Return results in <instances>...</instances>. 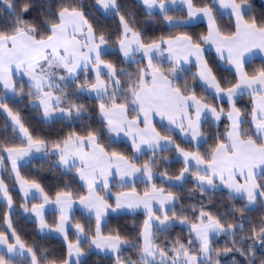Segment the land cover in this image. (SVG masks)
I'll use <instances>...</instances> for the list:
<instances>
[{"label":"snow or ice","instance_id":"snow-or-ice-1","mask_svg":"<svg viewBox=\"0 0 264 264\" xmlns=\"http://www.w3.org/2000/svg\"><path fill=\"white\" fill-rule=\"evenodd\" d=\"M180 3L187 7L189 20L197 17L206 18L208 21L207 33L198 38L188 34H180L165 38L160 36L156 39L147 40L142 32L137 30L130 22L126 14H122L118 0H95V5L103 9L104 13H111L118 17L120 34L117 45L123 57L132 60L136 53H141L147 59V65L137 70L136 79L130 82L127 94H122L123 102H117V92L121 88V75H127L122 69L111 62L102 59L107 54L108 37L103 31L97 30L88 19L80 3L49 5L44 7L43 0H0L9 10L10 20H0V85L7 92H17L14 81L15 75L26 76L29 82L30 97H35L39 106L43 108V115L47 118L54 112L62 116L79 117L84 108L82 105L68 104L61 107L63 95H54L52 89L63 93V89L56 83L78 80V73H87L90 69L95 70L96 82L89 84L87 80L83 84H77L81 91L90 90L96 93L101 100L99 113L101 122L106 126L109 133H120L129 136L132 147L136 152L141 151L142 145H147L153 152L157 148L166 150L169 145L175 147L177 153L183 157L185 167L175 176H167L162 173L161 177L167 176L169 180L183 181L186 174L195 177L196 187L201 193L209 189H216L223 185L229 190L231 198H246L247 204L239 209L241 213L254 205L258 200L264 202V180L258 182L257 177H264V68L251 74L245 71L246 57L254 56L257 52L264 53V18L257 20L249 15L250 7L246 0H211V3L196 7L193 0H142L143 5L151 13L158 7L163 13L164 20L173 27L176 21L168 15V4ZM229 9L230 15L235 17V30L224 33L217 26L214 10L216 6ZM54 9V10H53ZM41 11L43 16H38L39 24L29 22L26 15L32 11ZM214 45L220 60L225 61L235 69L237 82L228 87H222L204 59L202 45ZM168 53V59L173 62V67L168 72L163 71L154 60ZM195 58V66L198 72L194 78H198L209 89H214L218 99L224 97L232 105L227 113L230 121L224 138L212 148L207 156H202L198 151L190 152L181 148L170 136L161 135L152 124V117L158 115L162 120L167 119L169 125H175L182 133H191L193 140L200 133L202 119H207L210 114L219 121L224 113L198 99L195 91L189 87L181 88L174 83L176 66L183 61L190 63ZM107 69L108 80H101V71ZM63 73V74H61ZM109 86L113 91L108 92ZM47 89V90H46ZM247 92L253 100L250 124L254 127L245 130L244 125L249 123L241 118L240 109L236 108L234 97ZM21 95H24L21 89ZM107 96L108 102H104ZM131 97L130 99L128 97ZM5 96L0 95V109H3L11 117L14 126L13 131L21 133L26 142L23 147H4L0 152L7 153V159L11 161L12 172L20 184V189L25 197L35 189L42 197V203L32 204L31 209L27 204L21 205L25 212L31 211L39 222L41 232H56L63 236L67 244L66 254L62 258L47 261V264H83L81 257L85 255L81 246L87 243L89 248L95 247L101 251H110L116 254V264H213L212 249L210 247V234L231 233L235 228L242 225L221 223L220 218L199 209L196 221L189 224L190 235L194 233V240L199 242L198 253L190 247L194 241H188L189 246L176 240L172 249L167 245L161 247L155 243L156 231H167L177 220L181 224L188 223V218L177 214L174 210L176 197L169 192L164 194V189H158L152 184L150 190L142 195L136 192H121L115 196V207L108 203L109 193L104 196L98 194L99 190L109 187L108 177L118 174L122 180L134 177L136 173L151 181L154 178V160L137 166L128 157L106 150L100 143L99 133L89 131L86 136L75 132L57 141H48L34 137L25 127L21 116L4 102ZM129 110L135 115L129 118ZM194 112V115H193ZM143 117V119H141ZM187 122V123H186ZM141 124L143 127H141ZM170 130V129H169ZM51 145V154L58 157L54 167L63 168L64 174L68 175L75 170L76 176L87 186V195L79 196V203L89 211L95 213V232L90 240L81 239L86 237L84 227L77 223L75 242L68 240L67 229L70 225L69 213L74 203L71 191H59L55 199H51L39 183L35 180L28 181L20 176L18 161L30 156L33 151L48 154ZM5 157L0 156V164ZM195 162V171L190 172ZM100 180L99 186L97 180ZM219 180L218 185L216 181ZM242 181V182H241ZM67 188V185L65 186ZM0 193L7 199L9 210L12 209V198L3 179H0ZM33 199L36 194L32 193ZM153 201L159 203L160 208L154 210ZM55 205L59 211V220L55 226H50L44 219L45 206ZM172 204L173 208L167 205ZM143 205L147 219L136 240L122 237L117 231L105 235L101 231V221L107 211L113 212L119 209H137ZM155 211H162L163 218L155 215ZM171 211V216H169ZM192 211H196L193 207ZM198 221V222H197ZM5 223L11 229V242L6 232H0V245L6 247V253L0 254V264H14L12 259L6 258L9 254L30 256V264H41L42 257L38 258L37 250L28 246L16 233L11 219L6 215ZM255 244L257 241L264 245V226L257 231L252 230L248 237ZM142 240V244L137 241ZM224 249L225 252L239 251L241 255H247L252 246L248 248ZM125 246L137 248L139 259H121V253ZM172 255H169V252ZM201 254L204 259H201ZM215 264H219L216 260ZM250 264L255 261L250 258ZM264 264V261H262Z\"/></svg>","mask_w":264,"mask_h":264},{"label":"trees","instance_id":"trees-1","mask_svg":"<svg viewBox=\"0 0 264 264\" xmlns=\"http://www.w3.org/2000/svg\"><path fill=\"white\" fill-rule=\"evenodd\" d=\"M44 7L49 5H59L61 3H80L83 5L86 16L97 28L98 32L103 31L108 37V45L110 50L107 54L102 56L107 62L114 64L117 69H122L127 75H121V88L117 92V102H123L122 94H127L130 82L136 79L137 70L147 65V61L139 59L137 61H127L124 59L122 53L119 51L117 45V38L120 34V25L117 16L110 14H104L100 12L95 5V0H43ZM239 2V0H238ZM19 3V0H16ZM120 10L122 14H126L133 26L140 30L145 39H156L160 36L165 38L169 36H176L180 34H188L193 38H198L200 35L206 34L208 25L206 22H198L185 25H176L175 27L169 25L164 20L163 13L149 12L140 0H118ZM211 3V0H193V4L196 7L204 6ZM247 5L250 7L248 17L255 16L257 20L264 18V0H246ZM54 10V9H53ZM168 15L175 18L187 17V8L179 7L176 9L168 10ZM216 16L217 26L222 32L228 33L235 30L234 18L226 14L219 8L218 4L216 10H214ZM43 16L41 11H32L26 15V19L29 22H35L39 24L37 17ZM9 10L3 3H0V20H10ZM203 46V45H202ZM206 60L209 66L212 68L213 73L216 75L217 80L221 83L222 87H228L230 84L237 82L235 71L223 64V62L216 56L215 52L209 49L204 50ZM154 63L158 64L163 71L168 72L173 67L171 62L154 60ZM245 71L249 74L264 68L263 58H253L245 63ZM176 73L174 77V83L181 86V88L189 87L194 90L197 98L202 101L213 105L215 107H221L227 109L230 105L225 101H219L198 78H194V74L197 73V69L193 66L191 68L176 67ZM87 80L89 84H93L95 77L91 72L83 73L78 80L71 81L63 87V100L61 106L65 107L68 104L82 105L84 108L83 113L77 117L75 113L70 118H57L53 120H47L42 110L33 104L36 99L34 96L27 95L29 91V84L24 80H16L17 92L12 97H5L4 102L12 109V111L18 112L21 116L22 122L29 132L34 137H39L48 141H57L66 137L69 133L75 132L79 135L86 136L89 131H97L99 133V140L102 145L105 146L109 152L115 151L126 157H128L136 165L141 166L146 162L154 160L153 172L156 177L153 181L138 180L131 184L118 185L112 184L110 187L108 202L110 204L115 203V195L123 190H135L139 193H144L146 190H150L152 184H155L157 188L164 189V192H171L176 197V203L174 210L177 214L186 216L188 223L181 224L177 220L167 231H156L155 243L161 247L167 245L168 249H172L173 243L176 240L182 241L185 246H189L188 241L193 239L194 243L190 246L199 251V242L194 240V233L190 235L189 224L196 221L199 209L204 208L205 211L210 212L213 216L220 218L221 223L227 226L228 224L242 225V227L235 228L231 233H220L213 236L210 240V247L212 249V261L218 260L219 264H250V258L255 261V264H262L264 261V245H261L258 241L254 244L252 239H248L252 235V230L255 228L257 231L260 227L264 226V202L258 200L255 205L248 206V209L243 213L239 209L244 208L247 204L246 198L241 199L239 197L233 199L229 195V191L225 188L209 189L208 191L201 193L196 187L195 177L191 174L185 178L181 184H173L167 182L164 178L167 176L175 177L185 167L184 162L177 156L175 147L167 148L166 150H153L137 153L132 145L124 140H112L110 133L107 131L105 125L102 124L99 104L101 100L99 98L91 97L83 91L75 89L79 82L83 84ZM21 89L24 95H21ZM113 91L110 90L109 93ZM0 95H3V89L0 85ZM131 98L130 96L128 97ZM104 102H108L107 96L104 97ZM235 105L241 110L244 120L249 123L245 124V130L253 127L250 124L251 121V109L252 103L250 102V96L248 94L241 95ZM131 116H134L131 110H129ZM230 121L227 117H224L221 121L216 122L212 118L204 120L202 125V134L204 141L196 145L192 141L182 139L175 131L168 126L156 122V128L159 132L165 136L172 137L176 143L186 150L192 152H199L202 156H207L216 143L220 139L224 138L226 129L229 127ZM15 126L9 120L3 109H0V148L4 147H22L26 145L24 138L18 133L13 131ZM170 129V130H169ZM51 148V145H49ZM0 156H5V152H0ZM56 156L36 157L31 159L28 163L20 167V175L25 180H35L39 183L44 191L51 199H55L56 193L59 191H71L74 199H79V196L87 195L88 191L85 186L82 185L79 178L76 176L75 170L72 173L65 175L63 168L54 167ZM3 180L7 185L8 191L13 201V208L9 210L7 202L0 197V232H6L9 235L10 242L11 229H8L5 223L6 215L11 219L12 226L16 233L20 236L28 246L37 250L38 258L42 257L41 264H47V261L62 258L66 254L67 244L60 237L43 234L38 230V224L36 220L28 216V212H25L21 205L32 204L39 202L36 199L31 202H26L20 190L16 186V180L12 176V170L8 159L5 157L3 160ZM195 168L192 167L190 172H194ZM162 173H167V176L161 177ZM258 182L264 180V177H257ZM67 185V188L65 187ZM100 192L105 195L104 190ZM196 211H192V208ZM171 216V211H169ZM158 215L163 217V213L158 211ZM148 217L145 213H125V214H112L109 215L107 220L103 223L102 233L105 235L109 233L119 232L122 237H126L129 240H136L143 227V222ZM59 220V213L49 212L46 214V221L50 226H55ZM198 222V221H197ZM81 224L87 236L84 239L90 240L95 232V217L88 213L76 209L71 217V228L69 230V240L75 242L76 229L75 224ZM236 241V248H248L251 250L247 255H241L239 251L225 252L226 248H233V241ZM138 244H142V240L137 241ZM86 253V257L81 260L83 264H116V255H103L92 248H89L87 243L81 245ZM5 250H0V254H5ZM173 253L170 251L169 255ZM202 256V254H201ZM6 258L12 259L14 264H30V257L27 255H11ZM121 259L137 261L139 259V253L137 248L125 246ZM204 259V257L202 258ZM207 264V261H205Z\"/></svg>","mask_w":264,"mask_h":264},{"label":"crops","instance_id":"crops-1","mask_svg":"<svg viewBox=\"0 0 264 264\" xmlns=\"http://www.w3.org/2000/svg\"><path fill=\"white\" fill-rule=\"evenodd\" d=\"M141 2H142V0H140ZM143 4V3H142ZM181 4L178 2V3H176V4H171V3H169L168 4V9L170 10V9H176V8H179V7H182V6H180ZM185 7H186V5H184ZM98 7V6H97ZM144 7L146 8V6L144 5ZM187 8V7H186ZM98 9L100 10V12H102V13H104V11H103V9H101V8H99L98 7ZM147 9V8H146ZM222 9V8H221ZM148 10V9H147ZM149 11V10H148ZM222 11L223 12H225L226 14H229L230 15V10L229 9H222ZM151 12H159V13H161L160 12V10H159V8L158 7H156V8H154V9H152L151 10ZM104 14H110V13H104ZM232 16V15H231ZM233 18H234V22H235V17L234 16H232ZM174 21H176L177 23H176V25H185V24H192V23H198V22H206L207 23V25H208V21H207V19L206 18H203V17H197V18H195V19H192V20H189L188 19V17L186 18H175L174 19ZM168 23V22H167ZM169 24V23H168ZM172 26V25H171ZM203 48H204V50L205 49H209V50H212V51H214L215 52V54H216V56L219 58V56H218V54L216 53V50H215V46L214 45H210V44H207V45H203L202 46ZM110 50V47H109V45H107V52ZM123 55V54H122ZM256 57H259V58H263L264 59V53H259V52H257L254 56H249V57H246V62L247 61H249V60H251V59H253V58H256ZM125 59V58H124ZM139 59H144V60H146L147 61V59H145V58H143L142 57V55H141V53H136L135 54V57H134V59H132V60H128V59H125V60H127V61H137V60H139ZM204 59L206 60V57H205V54H204ZM156 60H164V61H167V62H171L172 64H173V62L171 61V60H169L168 59V53L167 52H164V54L162 55V56H158L157 57V59ZM191 61L192 62H190V63H184L183 61H181L176 67L177 68H180V67H185V68H191V67H195L196 69H197V72H198V68L195 66V58L194 57H192L191 58ZM222 62H223V64L225 65V66H227V67H230V68H232L234 71H235V69H234V67L233 66H231V65H229V64H227L225 61H223V60H221ZM88 72H91L92 74H93V76L95 77V81H94V83L96 82V73H95V70H92V69H90ZM106 72H107V69H103V67H102V71H101V80H104V81H107L108 80V76L106 75ZM83 73H85V72H79L78 73V77H80ZM63 74V73H62ZM175 75H177V73H175ZM14 78H16V75L14 76ZM202 82V81H201ZM202 84H203V82H202ZM204 85V84H203ZM2 86V85H1ZM206 88H207V86L206 85H204ZM2 89H3V86H2ZM214 96H215V91H214V89H209V88H207ZM47 90V89H46ZM110 90H112V87L111 86H109V88H108V92L110 91ZM53 91V90H52ZM83 92H85L86 94H88V95H90L91 97H94V98H98L97 96H96V93L95 92H92V91H90V90H83ZM53 93H54V95H59V93L58 92H54L53 91ZM244 94H248L247 92H245ZM243 94V95H244ZM15 95V93H13V92H10V91H5L4 89H3V96H5V97H12V96H14ZM249 95V94H248ZM241 95H239V96H236V97H234V102L236 103V100L240 97ZM250 96V95H249ZM216 97V96H215ZM199 99V98H198ZM218 99V98H217ZM219 101H225V102H227L230 106L227 108V109H223L224 110V113H223V115L221 116V118H220V120L219 121H221L224 117H227V113L231 110V107H232V105L227 101V98L226 97H224V98H222V99H218ZM250 102L252 103V106H253V100H252V97L250 96ZM206 103V102H205ZM33 104L35 105V106H37V107H39L41 110H42V112H43V108L41 107V106H39V102H38V100H34L33 101ZM208 104V103H207ZM208 105H210V104H208ZM61 106V105H60ZM210 106H213V105H210ZM236 106V105H235ZM213 107H215V106H213ZM218 110L221 108V107H216ZM236 108H238L237 106H236ZM239 109V108H238ZM5 112V111H4ZM240 112H241V110H240ZM5 114L8 116V113L7 112H5ZM128 115H129V118H131V117H133V116H131L130 115V113H128ZM193 115H194V112H193ZM45 117V116H44ZM70 118V117H67V116H62L59 112H54L50 117H45L47 120H53V119H57V118ZM8 118H9V120L12 122V120H11V117H9L8 116ZM208 118H212L213 120H215V118L214 117H212L210 114L208 115ZM241 118L242 119H244V116H243V114H242V112H241ZM141 119H143V117H141ZM204 120L205 119H202V122H201V125H200V133H201V135L197 138V139H195V140H193L192 142H194L196 145H199V144H201L203 141H204V136H203V134H202V125H203V122H204ZM216 121V120H215ZM219 121H216V122H219ZM152 124L155 126V128H156V122H158V123H161V124H164V125H166V126H170V128L173 130V131H178L179 133H177L178 135L180 134L181 136L180 137H185L186 138V140L187 141H191V133L190 132H188L187 134L186 133H182L181 131H180V129L178 128V127H176L175 125H169L168 124V121H167V119L165 118V119H161L158 115H156V116H153L152 117ZM187 123V122H186ZM13 124V123H12ZM15 127H17V126H15ZM141 127H143V125L141 124ZM254 127V126H253ZM18 131V130H17ZM156 131H158L159 132V130L156 128ZM19 133V132H18ZM160 133V132H159ZM22 137H23V135L21 134V133H19ZM161 134V133H160ZM112 135L115 137V138H117V140H124V141H126V142H128V143H130L131 145H132V141H131V138L129 137V136H126V135H124V133H120V135H116L115 133H112ZM161 135H163V134H161ZM165 136V135H164ZM182 137V138H183ZM24 138V137H23ZM171 139L173 140V141H175L172 137H171ZM190 139V140H189ZM175 144H176V142H175ZM24 146H26V145H24ZM23 147V146H22ZM171 147H174V146H172V145H169L168 146V148H171ZM152 149H150V148H148V146L147 145H142L141 146V151L140 152H137V153H142V152H145V151H151ZM156 150H160V148H157ZM186 150V149H185ZM186 151H189V150H186ZM190 152H192V151H190ZM1 155V154H0ZM5 155H6V158H7V153L5 152ZM52 154H51V148H49L48 149V154L46 155L44 152H39V153H37V152H35V151H33V153L30 155V156H28V157H24L23 159H21V160H19L18 161V170H19V173H20V167L22 166V165H24V164H26V163H28L31 159H33V158H36V157H46V156H51ZM177 155H179L178 153H177ZM180 159H182L183 160V157L182 156H178ZM58 158V157H57ZM8 162H9V164H10V167H11V169H12V166H11V161L8 159ZM192 164H193V167L195 168V162L193 161L192 162ZM138 166V165H137ZM3 167H4V163H2V164H0V179H3V177H2V175H3ZM139 167V166H138ZM154 173V172H153ZM12 174H14V178H15V180H16V186H18V189L20 190V192H21V195H22V197H23V199L26 201V202H31V201H34V200H36V199H38V200H40L39 202L37 201V202H34V203H32V204H39V203H42V197H40V194L38 193V192H36V190L35 189H33L30 193H29V195L27 196V197H25V195H24V193L21 191V189H20V184H19V182L17 181V179H16V175H15V173L14 172H12ZM21 176V175H20ZM188 176V174H186V177ZM156 177V175H155V173H154V178ZM185 177V178H186ZM153 178V179H154ZM166 178V177H165ZM153 179L151 180V181H153ZM138 180H146V181H148L147 180V178L145 177V176H143L142 175V173H136V175L134 176V177H130V178H126L125 180H122L121 179V177L118 175V174H115V175H112V176H109L108 177V181H109V187H108V189H105L104 190V192H106V193H109L110 192V187H111V185L112 184H118V185H125V184H131V183H134V182H136V181H138ZM165 180H167V181H169L170 183H173V184H181V183H183L184 182V180L183 181H176V180H169L168 178H166ZM4 181V180H3ZM150 181V182H151ZM81 183H82V185L83 186H85L86 188H87V186L82 182V181H80ZM242 182V181H241ZM5 183V182H4ZM216 183L219 185L220 184V182H219V180H217L216 181ZM99 184H100V180L98 179L97 180V185L99 186ZM5 185H6V183H5ZM7 186V185H6ZM42 187V186H41ZM218 188H225V189H227L226 187H224L223 185H220ZM158 189H160V188H158ZM228 190V189H227ZM132 190H123V191H121V192H131ZM229 191V190H228ZM45 192V191H44ZM121 192H119V193H121ZM137 192V191H136ZM8 193H9V191H8ZM32 193H35L36 194V199H33V197H32ZM46 193V192H45ZM139 193V192H138ZM98 194L99 195H101V196H104L101 192H100V190L98 191ZM118 194V193H117ZM141 195L143 194V193H140ZM164 194L165 195H167L168 193L167 192H164ZM9 195H10V193H9ZM11 196V195H10ZM116 196V195H115ZM0 197H1V199H3V200H5L6 202H7V199L3 196V194L2 193H0ZM54 200V199H53ZM13 202V201H12ZM116 202V201H115ZM109 203V202H108ZM175 203H176V200H175ZM32 204H29V206H30V208H31V206H32ZM110 204V203H109ZM112 205V204H111ZM175 205V204H174ZM255 205V204H254ZM113 207H115V203L112 205ZM14 206H13V204H12V208H13ZM167 207L168 208H173V205L172 204H168L167 205ZM153 208H154V210H156V209H159L160 208V205H159V203L158 202H156V201H153ZM76 209H80V210H82V211H84V212H86V213H88L89 215H92V216H94L95 217V213H94V210H92V211H89L88 209H85L80 203H79V199H74V203H73V206H72V209H71V211H70V213H69V216H70V225H69V227H68V229H67V235H68V233H69V230H70V228H71V217H72V215H73V213L76 211ZM57 212V213H59V211L56 209V206L55 205H52V204H49V205H46L45 206V213H44V219H45V221H46V214L47 213H49V212ZM137 212H142V213H145L146 214V210L144 209V207H143V205H141L139 208H137V209H128V208H124V209H119V210H117V211H115V212H113L111 209H109L108 211H107V213H106V215L104 216V218L102 219V221H101V231H102V226H103V223L107 220V218L109 217V215H112V214H115V215H117V214H125V213H137ZM162 212V211H161ZM34 214V213H33ZM35 215V214H34ZM155 215H157V216H159L158 215V211H155ZM36 217V216H35ZM161 217V216H160ZM163 217H161V219H162ZM36 219H37V217H36ZM38 220V219H37ZM47 222V221H46ZM54 227V226H53ZM155 229V228H154ZM154 229H153V232H154ZM44 233L43 234H47L48 233V235H53V236H57V237H60L61 239H63L64 240V238H63V236L61 235V234H59V233H56V232H48V230L46 229L45 231H43ZM215 235H217V234H210V240H211V238L213 237V236H215ZM85 237H81V239L83 240ZM68 240H69V235H68ZM70 241V240H69ZM92 249L94 250V251H96V252H98V253H100V254H103V255H110V256H114V255H116L115 253H112V252H110V251H107V252H105V251H101V250H99V249H96L95 247H92ZM13 255H15V254H13ZM24 255H27V256H29V254L27 253V252H25L24 253ZM30 257V256H29ZM86 257V253H85V255L83 256V257H81L80 259L81 260H83L84 258ZM203 258V255L201 256V259Z\"/></svg>","mask_w":264,"mask_h":264},{"label":"rangeland","instance_id":"rangeland-1","mask_svg":"<svg viewBox=\"0 0 264 264\" xmlns=\"http://www.w3.org/2000/svg\"><path fill=\"white\" fill-rule=\"evenodd\" d=\"M180 6H182V7H185L184 5H180ZM187 18V17H186ZM159 61H162V60H159ZM164 61V60H163ZM162 69V68H161ZM163 70V69H162ZM62 74V73H61ZM21 79H24L28 84H29V82H28V78L26 77V76H20V75H16V78H14V81H16V80H21ZM69 81H65V82H61V81H59L58 79L56 80V83L57 84H59L60 85V87L63 89V87H65L66 85H67V83H68ZM79 84H81L80 82H79ZM75 89H78L77 88V86H76V88ZM54 92H56V90L55 89H52ZM78 91H80L79 89H78ZM85 91V90H84ZM59 95H60V93H59ZM61 107H63V106H61ZM83 113V112H82ZM169 128H170V126H169ZM171 129V128H170ZM177 133H179L178 131H176ZM110 135H111V138H112V140H117V138H115L113 135H112V133H110ZM179 136H181L180 134H179ZM183 137V136H182ZM181 137V138H182ZM182 139H184V140H186V138L185 137H183ZM190 140V139H189ZM191 141H193V139H191ZM176 142V141H175ZM177 144V143H176ZM177 156H179V155H177ZM4 157H6V155L4 156ZM12 176H14V174H12ZM164 179H166V178H164ZM167 181V180H166ZM167 182H169V181H167ZM17 188H18V186H17ZM29 209H31L30 208V206L28 207ZM28 216L30 217V218H32V219H34V220H36V222H37V224H38V230H39V222H38V220L36 219V217H35V215L31 212V211H28ZM39 232L40 233H44V232H41L40 230H39ZM48 234V233H47ZM0 250H5V251H7L6 250V247L5 246H2V245H0ZM11 255H13V254H11Z\"/></svg>","mask_w":264,"mask_h":264}]
</instances>
